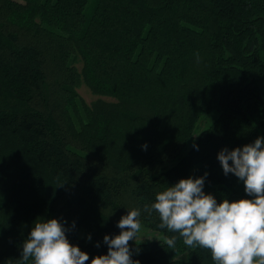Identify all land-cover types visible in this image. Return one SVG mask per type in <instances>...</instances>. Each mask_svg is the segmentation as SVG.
Masks as SVG:
<instances>
[{"label":"trees","instance_id":"1","mask_svg":"<svg viewBox=\"0 0 264 264\" xmlns=\"http://www.w3.org/2000/svg\"><path fill=\"white\" fill-rule=\"evenodd\" d=\"M81 80L114 100L88 105ZM258 137L264 0H0V264H20L34 224L52 218L90 259L132 208L178 235L144 206L205 173L218 203L251 199L217 154ZM129 244L139 264H218L179 237Z\"/></svg>","mask_w":264,"mask_h":264},{"label":"clouds","instance_id":"2","mask_svg":"<svg viewBox=\"0 0 264 264\" xmlns=\"http://www.w3.org/2000/svg\"><path fill=\"white\" fill-rule=\"evenodd\" d=\"M217 159L225 175L231 173L243 181L251 199L218 203L214 195L204 192L205 173L180 179L158 192L155 202L143 211L157 212L159 227L178 234L165 237L170 249H175L179 237L186 246L210 250L218 264H264V137L231 151L224 148ZM140 217V208L128 210L117 223L119 235L103 238L107 254L91 259L68 240V229L58 219L36 222L23 243L20 264L30 260L32 264H85L89 260L90 264H139L132 259L129 242L136 241L141 230Z\"/></svg>","mask_w":264,"mask_h":264},{"label":"rangeland","instance_id":"3","mask_svg":"<svg viewBox=\"0 0 264 264\" xmlns=\"http://www.w3.org/2000/svg\"><path fill=\"white\" fill-rule=\"evenodd\" d=\"M75 65L76 68L78 70H80L82 68L83 62L82 60L79 58V56L77 58H75ZM79 86L77 87V91L79 93V95L84 99V101L90 105L92 102H94L97 99H104V100H114L113 98H109L103 95H97L95 94L91 88L84 83V80H81V82H79ZM216 118V114L210 113V114H204V116H202L201 120L199 121V124L195 130V134L193 136V138L190 139L189 141V146L191 147L195 141L196 138L198 137V133L201 129L206 128V126L210 125V123H212ZM80 236L82 237H86L87 236V231L84 230V228L80 229ZM165 237L161 235L158 232H155L151 229H149L148 227H145V225L141 224V230L140 232L137 234L136 240H143V241H152V243L155 242H159V241H165Z\"/></svg>","mask_w":264,"mask_h":264}]
</instances>
